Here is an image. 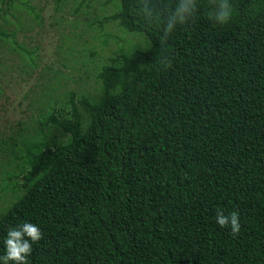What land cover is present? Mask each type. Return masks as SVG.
I'll return each instance as SVG.
<instances>
[{"label":"trees","instance_id":"trees-1","mask_svg":"<svg viewBox=\"0 0 264 264\" xmlns=\"http://www.w3.org/2000/svg\"><path fill=\"white\" fill-rule=\"evenodd\" d=\"M199 3L162 52L138 0H118L105 20L148 46L100 67L98 98L43 116L39 131L52 124L63 141L3 142L25 158L0 255L31 222L42 239L28 264H264V0H233L224 28ZM218 210L239 212L238 235Z\"/></svg>","mask_w":264,"mask_h":264},{"label":"rangeland","instance_id":"rangeland-1","mask_svg":"<svg viewBox=\"0 0 264 264\" xmlns=\"http://www.w3.org/2000/svg\"><path fill=\"white\" fill-rule=\"evenodd\" d=\"M117 5L118 0H0V213L16 197L25 158L3 142L22 149L21 136L38 140L46 113L68 115L71 101L80 107L82 95L98 98L102 65L148 46L143 36L105 20ZM42 134L55 143L65 139L52 124Z\"/></svg>","mask_w":264,"mask_h":264},{"label":"clouds","instance_id":"clouds-1","mask_svg":"<svg viewBox=\"0 0 264 264\" xmlns=\"http://www.w3.org/2000/svg\"><path fill=\"white\" fill-rule=\"evenodd\" d=\"M199 10V0H138L135 14L146 26L157 29L163 52L162 46L172 33L178 27L193 22ZM234 12L233 0H206V16L214 28H224L228 25ZM157 59L164 68L171 67V58L166 52ZM215 219L220 227L230 228L233 236L239 234L241 224L238 211L225 214L223 210H218ZM41 239L40 228L31 222H23L10 228L3 242L4 254L0 255V264H28L33 244Z\"/></svg>","mask_w":264,"mask_h":264}]
</instances>
